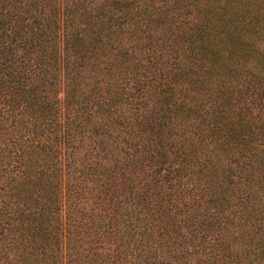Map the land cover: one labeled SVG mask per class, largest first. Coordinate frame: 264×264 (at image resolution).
I'll use <instances>...</instances> for the list:
<instances>
[{
	"label": "trees",
	"instance_id": "16d2710c",
	"mask_svg": "<svg viewBox=\"0 0 264 264\" xmlns=\"http://www.w3.org/2000/svg\"><path fill=\"white\" fill-rule=\"evenodd\" d=\"M0 264H264V0H0Z\"/></svg>",
	"mask_w": 264,
	"mask_h": 264
}]
</instances>
